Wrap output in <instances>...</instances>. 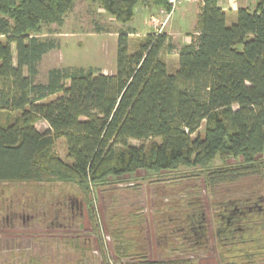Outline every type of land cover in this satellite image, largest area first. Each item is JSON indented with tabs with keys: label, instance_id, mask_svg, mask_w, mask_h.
<instances>
[{
	"label": "trees",
	"instance_id": "1",
	"mask_svg": "<svg viewBox=\"0 0 264 264\" xmlns=\"http://www.w3.org/2000/svg\"><path fill=\"white\" fill-rule=\"evenodd\" d=\"M75 1L0 0V184L74 183L86 195L137 171L169 173L183 167L201 172L210 194L224 185L239 187L249 177L264 187V0H249L253 8H238L231 23L217 0H202L190 43L177 49L172 74L160 56L174 48L168 36L149 32L133 46L134 31L128 27L116 32L114 74L52 68L45 83H36V64L54 49L36 34L42 25L61 27ZM90 1L122 25L132 21L138 5L171 11L168 0ZM39 121L48 125L43 133L36 130ZM61 138L69 162L55 152ZM215 159L221 166L210 168ZM245 197L237 194L220 203V215L230 218L216 231L225 264L264 259V214L248 210L262 199ZM85 205L93 221L92 201ZM157 207L171 214L173 227L158 222L156 231L176 234L169 251L207 249L197 198ZM113 217L117 222L108 226L117 260L196 264L189 257L148 260L139 240L142 217L132 212ZM100 251L105 257L102 243Z\"/></svg>",
	"mask_w": 264,
	"mask_h": 264
},
{
	"label": "rangeland",
	"instance_id": "2",
	"mask_svg": "<svg viewBox=\"0 0 264 264\" xmlns=\"http://www.w3.org/2000/svg\"><path fill=\"white\" fill-rule=\"evenodd\" d=\"M143 8L150 15L146 25L143 17L138 14ZM135 11L132 22L122 25L114 22L92 1L76 0L61 27L42 25L41 33L36 34L41 40L51 41L54 49L44 54L36 64L34 82L45 83L47 73L52 68H93L104 74H114L116 32L134 27L140 35L145 36L149 32H157L160 27L154 28L150 24L151 17H159L157 10L149 11L138 5ZM176 15L177 12L172 18L175 19ZM161 20L159 17V23ZM192 20L187 18L185 23H180L171 19V22L185 32L190 30ZM133 34L129 37L135 46L138 36ZM140 35L139 38L143 37ZM176 54V46L170 52H162L169 74L175 70ZM46 129L48 125L45 122L39 121L36 124L38 132L43 133ZM203 131L202 124L198 133L202 134ZM140 144L130 141L132 146ZM55 152L61 160L69 162L63 138L56 141ZM221 164L219 159H215L210 168ZM236 187L238 185H224L210 194L202 173L183 167L169 173L137 171L125 178H113L106 185L92 188L86 195L74 183H3L0 184V264H31V259L37 260V264H102L104 260L108 264H127L128 260L116 259L109 232L114 227L112 223L117 222L113 216L121 218L129 212L142 217L139 225L142 237L139 240L146 249L148 260L189 257L196 264H225L220 256L221 243L216 238L219 224L224 221H218L216 217L220 215V203L231 201L237 194L242 197L246 195V199L254 194L263 200L259 205L264 214V187L257 177H249L239 186L247 189L246 194L239 192ZM189 197L197 198L203 206L208 247L205 251L196 252L181 248L169 251L167 247L176 234H157L156 231L158 222L161 225L163 223L167 229L173 227L168 222L171 214L158 212L157 205H176ZM70 199L72 207H66V219H61V216L55 218L57 213L60 215L63 203L69 206ZM88 199L94 207L93 221L87 214L85 202ZM110 220L111 227L108 226ZM100 243L104 246L105 257L100 251ZM225 261L229 262L230 258H225ZM255 264H264V259L256 260Z\"/></svg>",
	"mask_w": 264,
	"mask_h": 264
},
{
	"label": "crops",
	"instance_id": "3",
	"mask_svg": "<svg viewBox=\"0 0 264 264\" xmlns=\"http://www.w3.org/2000/svg\"><path fill=\"white\" fill-rule=\"evenodd\" d=\"M202 2H183L180 4L181 7H176L171 15L169 16L165 26L162 28L161 32L165 33L168 36V41L176 48L178 49L180 46L186 45L190 43V36L189 34L193 32L192 29H194L195 23H196V15L198 13V8L201 5ZM218 6L223 9L224 11L227 12L228 16H230V19L228 20L229 23L234 22L235 20V12L238 8H249L252 9L255 2L254 1H249V0H217ZM148 8L149 11H156L154 8L149 7L148 5L146 6H141ZM146 10L143 8L141 11H138V14L143 17V21L145 25L148 23V17H150L149 13H145ZM157 12V11H156ZM177 12V15L175 19L172 17L174 14ZM136 13V11H135ZM135 17V14H134ZM133 17V18H134ZM187 18H193V22L191 23V27L189 31L183 32L182 28L180 27H175L174 22H171L172 20H177L180 23H185ZM133 20V19H132ZM132 22V21H131ZM131 30L134 31L135 35L139 37V33L137 32V29L134 27H130ZM116 35V34H115ZM134 34H131L132 36ZM144 35V34H143ZM142 34L140 36H143ZM174 46V47H175ZM161 58H162V53H161ZM175 69L177 68V54L175 55ZM165 62V61H164ZM166 63V62H165Z\"/></svg>",
	"mask_w": 264,
	"mask_h": 264
},
{
	"label": "built area",
	"instance_id": "4",
	"mask_svg": "<svg viewBox=\"0 0 264 264\" xmlns=\"http://www.w3.org/2000/svg\"><path fill=\"white\" fill-rule=\"evenodd\" d=\"M183 2H188V3H191V2H202V0H168V4L171 7L170 13H166L163 10H159L158 11L159 17L162 18L161 23H159V21H158L159 17H157V18L151 17L150 18L151 19V23L150 24H152V26L154 28L155 27H159V25H160V27L157 30L158 33H161V30L165 26V24H166L169 16L171 15V13L176 9V7L178 5H180Z\"/></svg>",
	"mask_w": 264,
	"mask_h": 264
},
{
	"label": "flooded vegetation",
	"instance_id": "5",
	"mask_svg": "<svg viewBox=\"0 0 264 264\" xmlns=\"http://www.w3.org/2000/svg\"><path fill=\"white\" fill-rule=\"evenodd\" d=\"M262 201L263 200H260V203H262ZM260 205H258V204H254V206L253 207H250L248 210L249 211H251V209H256L257 211H259L260 213H262V211H263V209H261L260 207H259ZM66 207L67 208H71L72 207V201H71V199H70V202H69V206H66L64 203L62 204V208H60V215H58V213H57V215H56V217L55 218H59L60 216V218L61 219H63V220H65L66 219V216H67V210H66ZM223 219H227L226 220V222H227V225H229L230 223H229V217H227L226 215L225 216H222V215H220V221H222ZM59 226H61V227H63L62 226V224H60Z\"/></svg>",
	"mask_w": 264,
	"mask_h": 264
},
{
	"label": "water",
	"instance_id": "6",
	"mask_svg": "<svg viewBox=\"0 0 264 264\" xmlns=\"http://www.w3.org/2000/svg\"><path fill=\"white\" fill-rule=\"evenodd\" d=\"M261 209H262V207L261 206H259Z\"/></svg>",
	"mask_w": 264,
	"mask_h": 264
}]
</instances>
